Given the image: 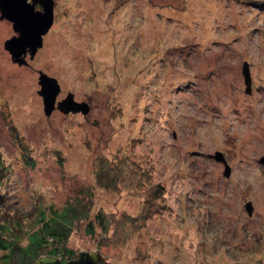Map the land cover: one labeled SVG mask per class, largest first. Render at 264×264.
Masks as SVG:
<instances>
[{"label": "rangeland", "instance_id": "1", "mask_svg": "<svg viewBox=\"0 0 264 264\" xmlns=\"http://www.w3.org/2000/svg\"><path fill=\"white\" fill-rule=\"evenodd\" d=\"M14 36L0 13V221L22 245L40 210L87 192L77 255L264 264V0H54L34 58L13 60ZM41 72L88 113L47 116Z\"/></svg>", "mask_w": 264, "mask_h": 264}, {"label": "water", "instance_id": "2", "mask_svg": "<svg viewBox=\"0 0 264 264\" xmlns=\"http://www.w3.org/2000/svg\"><path fill=\"white\" fill-rule=\"evenodd\" d=\"M40 6L41 9H37ZM1 19H7L13 23V29L18 34L5 42L15 62L25 63L24 56L29 52L34 58L39 48L43 46V37L49 32L54 23V0H0ZM246 85L248 90L251 86V79L248 72V65L244 68ZM41 89L38 94L43 98L45 113L50 116L55 109L64 113H76L83 111L87 114L89 107L84 102H77L73 95H69L63 101L57 103L60 93V85L57 79L41 72L39 78ZM217 160L225 162L222 154L218 153ZM264 164V157L261 158ZM251 211V209L249 210ZM105 257L97 252H80L78 256L68 262L60 258L43 255L35 264H103Z\"/></svg>", "mask_w": 264, "mask_h": 264}, {"label": "trees", "instance_id": "3", "mask_svg": "<svg viewBox=\"0 0 264 264\" xmlns=\"http://www.w3.org/2000/svg\"><path fill=\"white\" fill-rule=\"evenodd\" d=\"M0 172L2 173L1 162ZM101 172L98 173V181L102 180L104 183L107 181L104 180L105 178L115 180L119 176V173L117 177L107 173L103 177ZM109 186L113 187L112 184ZM81 194V198L66 202L61 209L51 205L45 210H40L36 227L28 234V243L25 246L22 245L21 236L15 233L14 229L10 228L5 221H0V250L5 253L4 263L35 264L43 255L60 258L63 262L75 259L78 256L76 251L68 247L72 226L80 219L88 220L94 206L92 194L87 195V192ZM101 214H97L96 220L102 226L103 231L108 234L109 228L106 223L108 220ZM86 229L88 233L95 234L92 222Z\"/></svg>", "mask_w": 264, "mask_h": 264}]
</instances>
